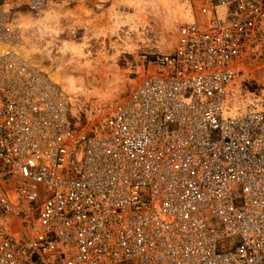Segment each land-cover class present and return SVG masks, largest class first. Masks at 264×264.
<instances>
[{
  "label": "built area",
  "instance_id": "built-area-1",
  "mask_svg": "<svg viewBox=\"0 0 264 264\" xmlns=\"http://www.w3.org/2000/svg\"><path fill=\"white\" fill-rule=\"evenodd\" d=\"M49 1L0 0V264H264V0H184L171 50L75 108L20 49Z\"/></svg>",
  "mask_w": 264,
  "mask_h": 264
},
{
  "label": "rangeland",
  "instance_id": "rangeland-1",
  "mask_svg": "<svg viewBox=\"0 0 264 264\" xmlns=\"http://www.w3.org/2000/svg\"><path fill=\"white\" fill-rule=\"evenodd\" d=\"M158 1L143 0L137 5L128 0H50L40 13L19 9L17 12H31L35 17L43 14L45 18L18 29L24 48L43 52L45 61L38 65H50L63 73L69 83L67 91L77 97L76 106L82 103L81 96L105 102L126 89L128 75L141 63L142 54L173 48L177 27L188 19L184 0H170L174 6L168 12ZM53 8L57 13L49 14ZM76 12L84 18L82 23L71 21ZM241 95L243 99L264 100V55L251 63Z\"/></svg>",
  "mask_w": 264,
  "mask_h": 264
},
{
  "label": "bare ground",
  "instance_id": "bare-ground-1",
  "mask_svg": "<svg viewBox=\"0 0 264 264\" xmlns=\"http://www.w3.org/2000/svg\"><path fill=\"white\" fill-rule=\"evenodd\" d=\"M103 1H107V0H103ZM118 1V0H117ZM128 1H130L131 3H134V4H137V5H141V2L143 1V0H128ZM158 1V0H157ZM83 2V1H82ZM183 4L182 5H184L185 6V10H186V12L184 11V13H185V15L187 16V15H189V11H188V9L186 8V5H185V3L184 2H182ZM157 4L159 5V6H161V9L162 10H164V11H173V7L172 6H174L173 5V3H172V1H170V0H159L158 2H157ZM76 7V6H75ZM75 9V8H74ZM77 10V9H76ZM75 10V11H76ZM40 11H42V10H40ZM40 11H39V13H40ZM73 12H74V10H72ZM167 11V12H168ZM44 12H45V10H44ZM43 12V13H44ZM53 12V14H55V13H57V10L55 9V8H53V9H51L48 13L49 14H51ZM77 12H78V10H77ZM77 12H76V15H77ZM31 13V12H30ZM29 12L28 13H26V12H17V17H15V24L17 25V27H19L20 29H26V28H28V26L30 25H33L35 22H39L40 20H41V18L42 17H44L45 18V16L43 15V14H37V16L35 17V16H31V14H30ZM75 13V12H74ZM73 13V19L71 20L70 18H67V19H69V20H71L73 23H82L83 22V17H80L81 15V13H79V16L77 15H75ZM48 14V15H49ZM36 15V14H35ZM47 15V14H46ZM97 15V14H96ZM83 16V15H82ZM93 16V15H92ZM35 17V18H34ZM71 17V16H70ZM85 17V16H84ZM94 17V16H93ZM96 18H98V16L96 17ZM187 18H188V16H187ZM93 19V18H92ZM92 19H91V22H92ZM87 20V19H86ZM96 20V19H95ZM94 20V21H95ZM100 20V19H99ZM41 22V21H40ZM39 22V23H40ZM56 22H58V23H60V20L59 21H56ZM87 22V21H86ZM52 23V22H51ZM49 24V23H48ZM71 24V23H70ZM90 24H92V23H90ZM97 24V23H96ZM48 26V25H47ZM23 35V34H22ZM21 39H22V37H21ZM20 45H21V51L23 52V54H25L26 55V57L28 58V59H30V61L34 64V65H37V66H39V67H41L42 68V66L41 65H38V64H42L44 61H45V58H44V54H43V52L41 51V50H39L38 48H36V47H30V51L28 50V49H26V48H24L23 47V39H22V42L20 43ZM23 47V48H22ZM33 58V59H32ZM35 60V61H34ZM48 62H49V60H47ZM47 61H46V64H48L47 63ZM45 64V63H44ZM44 71H46L48 74H49V76H50V78L59 86V87H61V89L63 90V92L64 93H66L67 95H69V100L71 101V103H72V105H73V107L75 108L76 107V105H77V97L76 96H73L72 94H71V92H69V91H67V89H68V86H69V83L65 80V78H64V75H63V73L62 72H60L59 70H53L52 69V67L50 66V65H45L43 68H42Z\"/></svg>",
  "mask_w": 264,
  "mask_h": 264
}]
</instances>
